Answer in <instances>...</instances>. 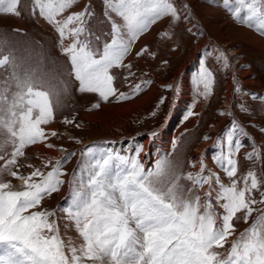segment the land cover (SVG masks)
Here are the masks:
<instances>
[{
	"label": "rangeland",
	"instance_id": "1",
	"mask_svg": "<svg viewBox=\"0 0 264 264\" xmlns=\"http://www.w3.org/2000/svg\"><path fill=\"white\" fill-rule=\"evenodd\" d=\"M169 2L176 9L178 18L171 15L160 18L131 43L121 64L109 69L115 94L110 95L107 101L98 92L80 91V82L75 77L70 58L63 52L73 38L69 36L61 42L55 26L40 16L38 9L33 11L34 0H19L18 16L0 12V58L8 56L10 60L8 65L0 67V88L6 87L7 81L13 85L11 90H16L11 80L15 71L21 79H31L35 86L48 92L53 109V118L48 124L41 125L46 139L27 146L24 156L18 158L12 170L24 177L37 169L46 175L59 162L61 174L58 178L63 183L58 191L45 195L40 204L30 211L54 213L49 219L58 224L66 246L70 242L71 246L79 247L83 241L74 224L67 219L64 209L70 207L78 193L88 191L95 164L102 158L108 155L135 157L146 172L154 170L159 160H166L167 177L157 186L166 190L178 177L179 194L185 199L199 196L203 212V205L209 200L204 195L208 184L200 187L186 179L189 173L193 176L200 174L202 164V175H210L204 161L198 167L196 165L195 157L201 155L198 149L222 135L221 155H227V134L234 123L238 126L242 123L245 134L253 129L257 138L264 141V52L245 40L235 39L233 34L237 32L235 28H245L263 40L264 35L255 28L239 23L223 7L222 0ZM80 12H86V15L83 18L84 32L79 39L88 43L90 50L99 58L104 45L113 39V21L123 25V20L107 9L105 0H75L57 19ZM184 12H190L192 16ZM166 17L169 18L167 22L157 28L161 34L158 40L152 45L143 44L151 37V34H145ZM216 24L224 25V37H221V29ZM122 31L125 33L124 39H128L126 30ZM227 45L229 47H225ZM232 46L236 51L233 59L229 55ZM202 66L212 74L211 93L207 96L202 94L204 85L199 82ZM183 70L187 72L183 85L188 92L187 101L181 107V115L172 119L171 109L174 98L181 91ZM232 78L236 81L231 88V104L226 106V88ZM136 85L141 88L138 93L134 91ZM121 94L130 98L119 99ZM225 110H228L227 113H224ZM168 120L172 123L169 149L161 151L152 162L144 151L143 139L151 135L159 143L161 135L158 131ZM53 132L56 135H51ZM5 138V134L0 132V145L4 144ZM130 139L133 144L127 143ZM107 140L112 141L107 144L111 150L118 148L124 152L109 153L104 145ZM236 140H239L241 147L233 156L237 162L235 177L229 178L216 159L212 160V164L217 166L221 184L230 186L236 180L238 187H243L244 178L249 172L256 175L260 184L251 193V198L257 203L252 205L254 211L247 222L244 212L237 213L232 221L234 233L223 248L214 249L222 259L227 257L232 242L239 239L241 233L264 212V203H261L264 200V184L254 159L257 151L255 148L249 150L242 136L234 137L233 141ZM48 144L53 145L54 154L43 150L48 148ZM119 144L122 146L119 147ZM60 147H64L62 153L59 152ZM55 148L58 153H55ZM11 151L10 144L0 150V156L5 157V160H0V169H3ZM26 157L29 160L24 159ZM117 165L119 161L113 160L111 167ZM34 179L39 180L38 177ZM0 181L10 182L14 191L24 188L23 181L11 177L7 170L0 171ZM219 190L220 187L211 198L217 214V226L221 224L220 216L224 212L215 199ZM131 226L135 227V224L132 222ZM65 251H68L67 247ZM87 264L92 262L88 261ZM104 264H108V261Z\"/></svg>",
	"mask_w": 264,
	"mask_h": 264
},
{
	"label": "snow or ice",
	"instance_id": "2",
	"mask_svg": "<svg viewBox=\"0 0 264 264\" xmlns=\"http://www.w3.org/2000/svg\"><path fill=\"white\" fill-rule=\"evenodd\" d=\"M74 3L75 0H34L33 11L38 9L39 15L55 26L61 42L69 36L73 38L63 52L70 58L80 91L98 92L105 101L115 94L109 69L121 64L131 43L160 18L166 15L178 18L169 0H105L107 9L122 18L123 25L113 21V39L96 58L88 43L79 39L84 32L86 12L57 19ZM18 4L19 0H0V12L18 16ZM222 4L239 23L264 35V0H222ZM122 29L126 30L128 39H124ZM9 63L8 56L0 58V67ZM211 77L202 66L199 82L204 85L205 96L211 93ZM11 80L15 91L7 81V86L0 88V132L6 136L0 150L5 145L12 146L0 171L7 170L11 177L22 180L24 188L14 191L10 182L0 181V264H87L88 261L104 264L106 260L108 264H264V212L232 242L226 258L222 259L214 250L223 248L234 233L232 221L237 213L244 212L247 222L254 211L252 205L257 201L251 198V193L260 184L256 175L249 172L243 187H238L236 180L230 186L220 184L215 199L224 212L217 226L211 191L206 193L209 200L201 212L199 196L185 199L179 194L178 177L166 190L157 186L167 177L164 159L147 172L135 157L108 155L97 161L88 191L78 193L70 207L64 209L83 242L79 247L71 246L70 242L66 246L58 224L49 219L54 213L30 211L63 183L58 178L59 162L46 175L37 169L24 177L12 170L27 146L46 139L41 125L53 118L49 93L35 86L31 79H21L15 71ZM140 90V85H136L134 91ZM129 98L125 94L119 97ZM237 128L234 123L227 134V155L215 158L229 178L237 174V162L233 159L241 147L239 140L233 141ZM0 160L5 157L0 156ZM113 160L119 161L120 169L114 180L110 171ZM203 171L202 164L200 174L189 173L186 179L200 187L211 185L215 174L203 176ZM37 177L39 180L34 179ZM215 182L220 183L218 176ZM132 222L135 227L131 226Z\"/></svg>",
	"mask_w": 264,
	"mask_h": 264
},
{
	"label": "bare ground",
	"instance_id": "3",
	"mask_svg": "<svg viewBox=\"0 0 264 264\" xmlns=\"http://www.w3.org/2000/svg\"><path fill=\"white\" fill-rule=\"evenodd\" d=\"M188 7L191 8L189 5H188ZM218 25H217V27H219L221 29V37H224V33H223V26L224 25L223 24L222 25L218 24ZM235 29H237V32H234V34H233L235 39L245 40V41L249 42L253 47L264 52V40L263 39L254 35L251 31H249L245 28H243V29L235 28ZM229 45H227L225 47H229ZM210 46H212V45H210ZM229 50L231 52V54H229V55H230L231 59H233V56H236V51L234 50L233 46L230 47ZM229 50H228V52H229ZM232 65H233V63H232ZM234 66L235 65H233V67ZM186 77H187V72L184 71V76L182 78L181 87H179L181 89V91L179 92L180 94L174 98V102H173L172 109H171L172 110L171 115L173 114L172 119H176L179 117V115H181V113H180V112H182L181 107H183L184 103H186V101H187L188 92H187L186 87L183 86L184 82H186ZM235 81L236 80L234 78H232L229 80V82L227 84V88H226L227 92H226V100H225L226 106L231 104V102H230V99H231L230 96L232 95L231 88H232V85L234 84ZM227 111L228 110H225L224 113H227ZM171 126H172V123L170 120H168L165 123V125L162 127V129H159L158 133L161 135V139H160L159 143L157 142V138L154 136H151V135H149L148 137H145L143 139L144 151L147 154V158L152 159V162L157 159V156L159 155V153H161V151L169 149V145L171 142V134H170L171 133ZM238 127H239V129L237 128L234 137L236 138L238 136H242V138L245 141V143L247 144L249 150H251V148L256 149L257 152L255 151L256 153H255L254 159L256 161V164H257L259 171L261 172V179L263 180V184H264V141L257 138V135L253 129L251 130L252 134L249 132H247V134H245V132L243 131L242 125L238 126ZM229 129H230L229 132L232 131V126ZM254 136H255V138H254ZM234 137H233V140H234ZM221 139H222V135L219 136L218 138H216L215 141L213 140V142H211L210 144H205L202 147H200L198 150H200L201 155H197L195 157L197 167L201 161H204L207 164V168L210 170L209 174L210 175L215 174V176H218V177H219L218 170L216 169L217 166L212 164V160H213V158H216L217 156L221 155V147H220ZM116 143H117V141H116ZM127 143L133 144V141L130 139V140H128ZM118 146L120 147L122 145L119 144ZM129 147H131V146H129ZM53 149H54V147L52 146V147L45 148L43 150L47 151L48 153L54 154ZM59 149H60L59 152H61V153H62V151H64V147H60ZM57 151L58 150H56V148H55V153ZM24 159L29 160V157H26ZM215 176L213 177L214 181L212 182V184L211 185L208 184V187H207L206 191L204 192L205 196H206V193L209 191H211L212 195H213L215 193V190L220 187L221 181L219 184H217L215 182ZM219 180H220V177H219Z\"/></svg>",
	"mask_w": 264,
	"mask_h": 264
},
{
	"label": "crops",
	"instance_id": "4",
	"mask_svg": "<svg viewBox=\"0 0 264 264\" xmlns=\"http://www.w3.org/2000/svg\"><path fill=\"white\" fill-rule=\"evenodd\" d=\"M186 9H187V7L185 6V5H183ZM184 13H186V12H184ZM186 14H188L189 16H192V14L190 13V12H188V13H186ZM185 14V15H186ZM169 18H164L163 20H161L160 22H158L152 29H151V31L150 32H148V33H146L145 35H147V34H151V37L150 38H148V40H145V42L143 43V44H151L152 45V43H155L157 40H158V35H160L161 36V34L160 33H158L157 32V28L159 27V26H161L163 23H165V22H167V20H168ZM188 20V19H187ZM144 36V35H143ZM142 36V37H143ZM143 44H141V45H143ZM149 44V45H150Z\"/></svg>",
	"mask_w": 264,
	"mask_h": 264
}]
</instances>
